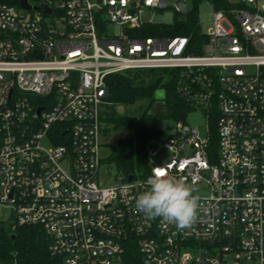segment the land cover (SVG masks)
Masks as SVG:
<instances>
[{
  "label": "built area",
  "instance_id": "1",
  "mask_svg": "<svg viewBox=\"0 0 264 264\" xmlns=\"http://www.w3.org/2000/svg\"><path fill=\"white\" fill-rule=\"evenodd\" d=\"M204 1L195 54L189 37L136 33L147 11L187 15L186 0H0V205L11 230L41 226L60 264H123L130 246L140 264H264V0ZM134 69L174 72L207 134L175 121L166 160L146 145L143 170L103 184L106 77ZM154 170L208 191L191 228L137 211Z\"/></svg>",
  "mask_w": 264,
  "mask_h": 264
},
{
  "label": "trees",
  "instance_id": "2",
  "mask_svg": "<svg viewBox=\"0 0 264 264\" xmlns=\"http://www.w3.org/2000/svg\"><path fill=\"white\" fill-rule=\"evenodd\" d=\"M192 8L185 19L174 24H148L137 31L138 36L146 37L154 34L163 36L189 37L186 53H201L206 36L199 31L197 23V7L204 0H190ZM135 33V34H136ZM166 70V69H163ZM175 73H171L168 81L161 83L157 80L149 86L134 85L129 72L110 74L106 77L108 94L106 101L110 104H132L137 98H150L151 105L140 117L110 116L108 121L115 127L131 125L134 136L119 139L116 144L109 145L110 153L105 158L113 163L119 175L127 177L134 175L146 167V145L151 139H164L167 134L163 131V121L172 119L184 121L191 107L178 95L175 90ZM163 89L164 105L156 114L148 110L155 101L156 90ZM212 125L215 123L213 118ZM63 131L59 132V135ZM55 143H60L56 139ZM104 159L102 158V161ZM49 239L39 225L17 226L13 230L0 227V264H60V259L52 255L48 249ZM139 254L135 247L130 246L122 256L123 264H140Z\"/></svg>",
  "mask_w": 264,
  "mask_h": 264
},
{
  "label": "rangeland",
  "instance_id": "3",
  "mask_svg": "<svg viewBox=\"0 0 264 264\" xmlns=\"http://www.w3.org/2000/svg\"><path fill=\"white\" fill-rule=\"evenodd\" d=\"M189 8H192L190 0H186ZM213 6L206 1L199 3L197 7V25L200 33L207 32L210 27V20L213 11ZM144 21H150L154 24H174L176 21L185 19V16L181 13L175 12L174 10L167 8L158 11H147L145 16L142 18ZM113 33H119V26L113 25L110 28ZM134 85L137 86H149L160 80L164 83L169 80L171 72L163 69H134L129 72ZM107 102V101H106ZM151 105L150 98L142 97L137 98L132 104H110L103 103L99 106V112L101 115V121L99 125V142H100V154L104 159L99 167L97 179L103 184H109L115 181L119 175V171L113 163L105 160L110 153L109 145H114L119 139L131 138L134 136V128L131 125H121L115 127L108 121V117L112 116H128V117H140L142 112ZM190 126L196 127L201 135L207 134V119L206 113L202 109L191 108L184 120ZM210 122L213 135H215V123L212 125ZM163 131L169 135L174 132L175 120L165 119L163 121ZM44 146H48L47 137L40 142ZM147 147L150 150H157V154L160 159L166 160L169 152L166 148H160V139H151L147 143ZM206 189L197 188V194H206ZM15 224V213L11 206L0 205V227L11 230V226Z\"/></svg>",
  "mask_w": 264,
  "mask_h": 264
},
{
  "label": "clouds",
  "instance_id": "4",
  "mask_svg": "<svg viewBox=\"0 0 264 264\" xmlns=\"http://www.w3.org/2000/svg\"><path fill=\"white\" fill-rule=\"evenodd\" d=\"M148 189L136 199V209L147 218H162L179 229L191 228L198 219L201 208L195 183L174 180L154 170L147 179Z\"/></svg>",
  "mask_w": 264,
  "mask_h": 264
},
{
  "label": "water",
  "instance_id": "5",
  "mask_svg": "<svg viewBox=\"0 0 264 264\" xmlns=\"http://www.w3.org/2000/svg\"><path fill=\"white\" fill-rule=\"evenodd\" d=\"M21 6L28 8V4L26 0H21ZM164 90L163 89H158L155 92L154 98L155 101L153 102L152 106L149 108L148 113L149 114H156L158 111H160L164 105ZM131 175L128 176V180L131 179Z\"/></svg>",
  "mask_w": 264,
  "mask_h": 264
},
{
  "label": "snow or ice",
  "instance_id": "6",
  "mask_svg": "<svg viewBox=\"0 0 264 264\" xmlns=\"http://www.w3.org/2000/svg\"><path fill=\"white\" fill-rule=\"evenodd\" d=\"M161 175L165 174L164 171H160Z\"/></svg>",
  "mask_w": 264,
  "mask_h": 264
},
{
  "label": "crops",
  "instance_id": "7",
  "mask_svg": "<svg viewBox=\"0 0 264 264\" xmlns=\"http://www.w3.org/2000/svg\"><path fill=\"white\" fill-rule=\"evenodd\" d=\"M108 103V102H107Z\"/></svg>",
  "mask_w": 264,
  "mask_h": 264
}]
</instances>
